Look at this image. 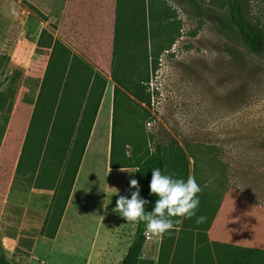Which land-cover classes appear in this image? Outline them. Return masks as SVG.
Returning <instances> with one entry per match:
<instances>
[{
    "label": "rangeland",
    "instance_id": "obj_1",
    "mask_svg": "<svg viewBox=\"0 0 264 264\" xmlns=\"http://www.w3.org/2000/svg\"><path fill=\"white\" fill-rule=\"evenodd\" d=\"M74 2L76 9L63 15L48 6L43 18L31 7L39 9L37 3L0 0V251L10 264L121 262L136 225L127 224L113 209L119 196L130 199L136 191L130 186L135 170L109 168L112 134L115 151L124 147L130 157L135 140L143 134V147L163 148L166 175L185 181L192 176L201 188L196 216L157 238L156 263L143 258L144 264H164V257L186 232L222 228L262 237L264 57L244 47L222 7L224 0ZM241 4L248 21L264 36V0H241ZM141 13L145 19L139 30L171 28L178 33L160 53L155 70L149 69L145 88L150 105L138 108L123 90L124 95L117 96L112 128L114 29L120 23L123 32H130L126 16L140 20ZM43 28L88 64L93 76L86 95L81 80L75 96L54 84L59 91L53 111L51 105L42 107L36 122L34 103L50 53L38 48ZM70 86L71 81L65 88ZM143 114L148 117L145 122ZM61 170L67 194L60 205L49 207L43 195L31 192L30 184L51 189ZM79 170L82 175L76 184ZM200 216L204 222L197 224ZM232 221L238 224L230 226ZM187 250L180 243L170 264H191Z\"/></svg>",
    "mask_w": 264,
    "mask_h": 264
},
{
    "label": "trees",
    "instance_id": "obj_2",
    "mask_svg": "<svg viewBox=\"0 0 264 264\" xmlns=\"http://www.w3.org/2000/svg\"><path fill=\"white\" fill-rule=\"evenodd\" d=\"M31 7L33 10L41 14L43 18H46L35 7L32 5ZM159 7L160 5L157 9ZM222 7L227 9L229 19L232 25L237 29L242 44L248 52L259 57H264V36L262 32L257 27L252 25L246 18L242 9L241 0H224ZM142 16L143 13H141L140 20H138L139 16H126V19H130L129 22H126V26L127 24H130L132 27V30L128 33L123 32V30L119 28L121 25L120 23L116 24L117 28L114 29L113 41L114 70L112 71V79L117 85L115 88L116 96L120 93L124 95L123 90H126L128 94L136 100L138 108L141 104L150 105V94L146 92L145 88V84L149 81V69L151 67L152 70H155L160 53L171 46L178 33V29L171 28L167 32H152L148 31L146 27L143 31L139 30L141 27L138 26H141V19H145ZM117 19L121 18L119 17ZM149 44L152 46V49ZM38 48L50 50V53L48 67L34 103L35 107L32 114V120L34 119L36 122H39V114L42 107L47 106L50 108L49 105H51L50 110L53 111L54 107L52 108V106L56 102L59 91V88L57 89L56 87H53L54 84L56 86L58 84L60 88L63 85L62 92L70 90V93L75 96L78 93V85L81 84L80 80L85 85L84 93H87L93 76L92 68L83 61H80V59L75 57V55H72L69 48H66L58 41L54 40L52 35L47 33L45 28L42 29L39 37ZM69 75L72 79L68 78ZM70 81V89L65 88ZM48 87L50 91L48 90ZM119 89H122V92L119 91ZM41 97L45 101L42 102V104L39 103ZM83 97L85 99V96ZM125 101H127V104L130 107V98L125 96ZM115 110L116 102L114 103L112 112V128L114 124ZM142 111L145 113L144 110ZM36 112L38 113L37 117ZM79 113L80 111L78 112V115ZM145 114L141 117L142 122H145L148 118ZM76 121L74 125L72 124L71 126V132L76 124ZM69 139L70 137L68 138V141ZM135 142L136 146L133 156H126L124 147H121L120 152L115 151L112 134L109 153V167L111 169H120L122 167L133 168L135 170L133 178L139 182L140 196L142 199L148 201V204L145 205V210L152 211L154 209L155 202L158 199L157 196L150 194L152 171L158 168L163 174H165L167 158L160 145H156L154 151H149L148 148L143 147V144L146 142V138L143 134L141 137H138ZM127 144L128 143L124 142L125 146ZM117 159L120 160L119 163L116 162ZM145 240V225L144 223H140L139 225H136V230L133 234L131 244L119 264H142V250ZM0 264H10L4 253L1 251ZM145 264L148 263L146 262Z\"/></svg>",
    "mask_w": 264,
    "mask_h": 264
},
{
    "label": "crops",
    "instance_id": "obj_3",
    "mask_svg": "<svg viewBox=\"0 0 264 264\" xmlns=\"http://www.w3.org/2000/svg\"><path fill=\"white\" fill-rule=\"evenodd\" d=\"M30 2L37 3L39 12H41L44 16L45 10H48V6L53 7L56 11H59L60 14L66 13L69 10L76 9V3L74 0H42L41 4L36 0H28ZM58 3V4H57ZM74 3V4H73ZM69 6V7H68ZM44 12V13H43ZM110 168V167H109ZM111 169V168H110ZM65 172L61 170L58 174V178L55 181V185L53 188L48 189L44 188V184L37 188V186H33L30 184L31 192H36L40 196L46 198V202L49 207L52 205H60L64 200L67 189H63L68 186V184L63 183V177ZM82 173L80 170L76 173V184L78 179L81 177ZM84 176V175H83ZM87 176V175H86ZM55 178V177H54ZM51 184V183H50ZM48 185V184H45ZM74 194V190L72 189L67 201V205H69L70 200ZM77 201H80V197H78ZM49 209V208H48ZM47 214V213H46ZM51 220L48 221L47 225L49 226ZM238 222L232 221L230 226L235 227ZM53 226V223H52ZM51 226V227H52ZM223 226V225H222ZM51 227L49 229L51 230ZM178 230L179 228H175ZM215 230L208 229L204 230L202 233L197 232H186L183 236V240L180 241L187 253L191 251L193 261L191 264H264V235L260 238L254 237L248 230L245 231V234H241L238 230L231 229L230 232L226 230ZM179 234L177 233L176 238L178 240ZM160 239V238H158ZM38 242L40 240L39 237L35 238ZM157 238L153 237L152 239H146L144 243V247L142 250V259H151L156 263L157 257L153 254V249H157L158 255V247H156ZM178 243V245L180 244ZM177 241L172 248L170 255H166L164 257V264L172 263L174 253L176 248L178 247ZM149 247V248H148ZM129 248V247H128ZM147 249L150 250V256L148 255ZM127 252V251H126ZM199 258L197 262L194 259ZM166 261V262H165Z\"/></svg>",
    "mask_w": 264,
    "mask_h": 264
},
{
    "label": "clouds",
    "instance_id": "obj_4",
    "mask_svg": "<svg viewBox=\"0 0 264 264\" xmlns=\"http://www.w3.org/2000/svg\"><path fill=\"white\" fill-rule=\"evenodd\" d=\"M122 172L126 171L123 167ZM130 186L136 191L131 192V198L119 196L113 212L120 215L130 225H145V237L162 238L165 234H170L176 226L181 225L184 219H192L196 216L200 201L198 194L201 191L195 178L189 176L187 180L173 178L163 174L160 169L152 171L150 182V194L158 197L152 211H146L145 205L148 201L140 196L139 182L130 180ZM110 188V187H109ZM116 191L118 189L111 188ZM204 217L196 219V223L204 222Z\"/></svg>",
    "mask_w": 264,
    "mask_h": 264
},
{
    "label": "flooded vegetation",
    "instance_id": "obj_5",
    "mask_svg": "<svg viewBox=\"0 0 264 264\" xmlns=\"http://www.w3.org/2000/svg\"><path fill=\"white\" fill-rule=\"evenodd\" d=\"M111 78H112V74H111ZM113 80V79H112ZM115 83V82H114ZM116 85V84H115ZM117 86V85H116ZM115 88L114 87V93H113V106H114V103L116 102V99H117V96H116V91H115Z\"/></svg>",
    "mask_w": 264,
    "mask_h": 264
},
{
    "label": "built area",
    "instance_id": "obj_6",
    "mask_svg": "<svg viewBox=\"0 0 264 264\" xmlns=\"http://www.w3.org/2000/svg\"><path fill=\"white\" fill-rule=\"evenodd\" d=\"M146 239H148V238H146Z\"/></svg>",
    "mask_w": 264,
    "mask_h": 264
}]
</instances>
